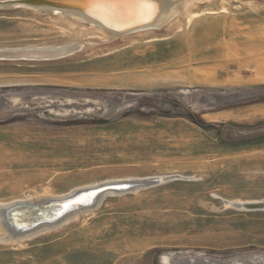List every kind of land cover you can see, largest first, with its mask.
Returning a JSON list of instances; mask_svg holds the SVG:
<instances>
[{"label":"rangeland","instance_id":"obj_1","mask_svg":"<svg viewBox=\"0 0 264 264\" xmlns=\"http://www.w3.org/2000/svg\"><path fill=\"white\" fill-rule=\"evenodd\" d=\"M188 2L124 35L0 6V48L72 46L0 58V206L171 177L0 241V264H264V0Z\"/></svg>","mask_w":264,"mask_h":264},{"label":"bare ground","instance_id":"obj_2","mask_svg":"<svg viewBox=\"0 0 264 264\" xmlns=\"http://www.w3.org/2000/svg\"><path fill=\"white\" fill-rule=\"evenodd\" d=\"M7 1H0V5H8V4H6ZM188 1L189 0H176V1L175 0H171V2L170 1L165 2L163 0L162 1V6H160V4H159V2L157 0H151V2L154 3L156 7H155V10H153L151 12V15H148L145 12H141V11H138V10H128V9H124V8H120V7H115V5L121 3L122 0H98V2L100 4H102V5H111V6H106V7L105 6L93 7V3L97 2V0H75V2L77 4H79L84 11H87L88 13L93 15L96 18V20H98L97 22H99L100 24H106V25L108 24L107 22H105V20L103 18H107L108 20H113V21H116V22L127 18V19H129L127 24H124L122 22L121 24H114V25H112V27H114L115 29L130 27V28H136V30L145 29V28H151L152 26H154V27L155 26H162L163 24L168 23L171 19H173L179 13H181V11H183V10L186 11V9L188 7V3H189ZM173 2H174V4H173ZM23 6H25V5H22V7ZM27 7L33 8V9L39 11V12H44L45 11V13H55V14L63 15L67 19H69L70 21L78 22L81 25L86 26L88 28L95 29V30L100 31V32H102L104 34L108 33L110 35H116L115 34L116 32L114 33V32L109 31L107 29L104 30V29L96 26L95 24H91V23L87 22V20H84L85 17L80 12L76 13L74 11L69 12V11H65V10H58V9H54V8H51V7H48V6H29V5H27ZM110 37H112V36H110ZM15 49H22V48H15ZM48 49L49 50H51V49H65V50H68L69 46L50 47ZM11 100H12L11 101L12 105H16V104H19L20 98L12 96ZM165 178H167V177H156V179L158 181H160V182L162 180H164ZM149 180H150V178H149ZM119 181H121V180H118L116 182H119ZM124 182H128V181H124ZM107 183H111V182H107ZM94 186H90V187H87V188H91V187H94ZM70 194H71V192H70ZM67 196L68 195L56 196V195L50 194L47 191L42 190L35 197L26 198L23 201L11 202L10 204H4V205L0 206V241L8 243V242H11V241H13L15 239L27 238V237H30V236L35 235L37 233L44 232V231L49 230V229H51V228H53L55 226L57 227V225H60V223H64V222H66V221H68L70 219L75 218L79 213H81L80 211H82V210H80V211L71 213V214L63 217L61 220H59L57 222L42 223V224L38 225L37 228H35L33 230H30V231H27V232H21V231L15 232V229H14V227H12V225H14L15 228H19V226H18L19 223L18 222L25 223V222L30 221L32 219V217H33L32 216L33 212L30 211V210L26 211V209H23L21 212L18 213V216L16 214H14L13 216H11V218L6 219L5 215L7 216V212L10 209L14 208L13 207V206H15L14 204H18V202H20V203H30V201H33V200L34 201L40 200V201L39 202H34L33 201L30 204H33V203H45V202L51 201L53 199H60V198H64V197H67ZM102 196H104V195H102ZM102 196H100L98 200H100ZM249 201H252V200H249ZM236 203H238V202L236 201ZM259 203L264 205V201H261V202L254 201V202H250L249 204H252V206H253V204H259ZM248 206H250V205H248ZM254 208H256V207H254ZM56 209H57V206H54V207H50L49 210H46L45 213H40L39 214L40 220L45 219V218L47 219L48 217H51L49 219V221L52 220L53 219L52 215H55V210ZM234 261L235 262H233L232 264H244V263L241 262V260L238 261V262H236V260H234ZM197 264H214V263L203 261V260H197Z\"/></svg>","mask_w":264,"mask_h":264},{"label":"water","instance_id":"obj_3","mask_svg":"<svg viewBox=\"0 0 264 264\" xmlns=\"http://www.w3.org/2000/svg\"><path fill=\"white\" fill-rule=\"evenodd\" d=\"M15 3H19L21 5H29V6H48L54 9L58 10H65L69 12H80L82 15L85 17L84 20H87V22L91 24H95L96 26L104 29V30H109L112 32H116V35H121V34H126L130 33L133 31H137L136 28H130V27H125V28H120V29H115L112 27L114 24H121L122 22L124 24H127L129 19L125 18L120 21H113V20H108L107 18H103L105 22L108 24H100L97 22L96 18L88 13L87 11H84L79 4L75 2V0H10L7 1L6 4L8 5H0V6H14ZM45 12V11H44ZM103 25V26H102ZM148 29V28H145ZM138 30H143V29H138ZM48 48L50 47H26L22 49H15V48H0V58L1 59H47V58H52V57H57L60 55H63L65 52H67L69 49H71V46H69L68 50L65 49H51L49 50ZM165 179H171V177H167ZM160 181L157 179H151L149 181H128V182H111V183H104V184H99L95 185L94 187L91 188H83V189H78L71 192L70 195L64 198L60 199H53L51 201L45 202V203H20L14 204V208L10 209L7 212V216L5 215L6 219L11 218L14 214L18 216V213L21 212L23 209H26V211H32V219L28 222L19 223V228L14 227L15 232H27L30 230H33L37 228L38 225L42 223H47V222H57L61 220L63 217L80 211L84 209H88L93 207L100 196L107 192H115V193H121L123 191H128L132 190L136 187H141V186H147V185H152V184H157ZM57 206V209L55 210V215H52L53 219L49 221L51 217H48L47 219H42L40 220V213H45L46 210H49L50 207ZM10 208V207H9Z\"/></svg>","mask_w":264,"mask_h":264},{"label":"snow or ice","instance_id":"obj_4","mask_svg":"<svg viewBox=\"0 0 264 264\" xmlns=\"http://www.w3.org/2000/svg\"><path fill=\"white\" fill-rule=\"evenodd\" d=\"M102 6H111V5H102L98 2L93 3V7H102ZM115 7H120L128 10H138L145 12L148 15H151V12L155 10V4L151 0H122L121 3L115 5Z\"/></svg>","mask_w":264,"mask_h":264}]
</instances>
